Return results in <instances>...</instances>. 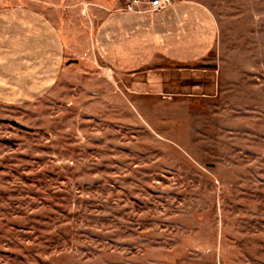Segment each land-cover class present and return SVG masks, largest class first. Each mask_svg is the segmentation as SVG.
Here are the masks:
<instances>
[{
	"label": "rangeland",
	"instance_id": "374dc122",
	"mask_svg": "<svg viewBox=\"0 0 264 264\" xmlns=\"http://www.w3.org/2000/svg\"><path fill=\"white\" fill-rule=\"evenodd\" d=\"M131 1L0 43V264H264V0Z\"/></svg>",
	"mask_w": 264,
	"mask_h": 264
},
{
	"label": "crops",
	"instance_id": "0c3cea01",
	"mask_svg": "<svg viewBox=\"0 0 264 264\" xmlns=\"http://www.w3.org/2000/svg\"><path fill=\"white\" fill-rule=\"evenodd\" d=\"M83 1L87 0H2L0 4V43L8 45L18 43L24 48L26 47V49L29 51H37L39 49L38 46H47V49H45V51H41L45 55L43 59H49L50 57L48 56L49 58H47V55L48 48L51 43H53L54 45H60L61 49L66 48V22H68V20L77 21L79 19L77 17H71L70 14H79L80 5L78 4H81ZM60 5H63L62 8L59 7ZM53 7H57V14H55L56 11H54ZM108 8L109 6L107 5H103V7L95 5L94 8H91V13L93 12L92 15L95 14L97 19L103 18L104 20L108 17L106 19V21H108L111 18H115V16H117V14L115 13L117 12L116 8ZM167 8H165L164 10H166ZM105 10H110V15H108L107 12H105L104 14L103 11ZM162 12L146 13L144 15H148L150 18H154ZM63 14L66 16L67 20L62 19ZM124 14L127 16L129 15L130 17H132L133 15L128 12H125ZM139 15H141V19L144 18L143 14ZM157 21H159V23L155 20V27H153L154 29H150V26L148 24L144 26V30H146L147 32H152L153 50L155 49L154 46H156L157 44L155 42L157 41L156 36L157 38L163 36V33L161 31V21ZM125 23L128 25L129 29L130 22H127L126 20L121 23V28L124 29ZM116 27L117 26L112 25L110 30L114 31ZM142 27L143 26L141 23V28ZM138 28L139 26L137 27V29ZM125 32H127L126 35H130L131 31L129 29ZM51 35L53 39H51ZM142 43L143 41H141V46ZM35 46L37 47L35 48ZM112 52L114 54V51ZM34 54L35 53L32 52V56ZM155 57L156 52L153 54V59ZM62 58L64 59L63 56Z\"/></svg>",
	"mask_w": 264,
	"mask_h": 264
},
{
	"label": "built area",
	"instance_id": "2783aa9c",
	"mask_svg": "<svg viewBox=\"0 0 264 264\" xmlns=\"http://www.w3.org/2000/svg\"><path fill=\"white\" fill-rule=\"evenodd\" d=\"M140 2L139 1H137V0H132L131 1V4L130 3H128L127 5V7L126 8H128V10L130 11H132L133 10V6L134 5H137L138 6V4H139ZM170 5V1L169 0H150L149 2H148V4H147V9L145 10V12H147V13H158V12H161V11H163L165 8H167L168 6ZM136 6V7H137ZM136 10V9H135ZM135 12H137L138 14H140V13H142L143 11H141V10H138V11H135Z\"/></svg>",
	"mask_w": 264,
	"mask_h": 264
}]
</instances>
